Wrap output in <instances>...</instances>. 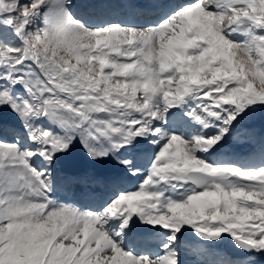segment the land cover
<instances>
[{
  "label": "snow or ice",
  "instance_id": "6c2138e0",
  "mask_svg": "<svg viewBox=\"0 0 264 264\" xmlns=\"http://www.w3.org/2000/svg\"><path fill=\"white\" fill-rule=\"evenodd\" d=\"M264 0H0V264H264Z\"/></svg>",
  "mask_w": 264,
  "mask_h": 264
},
{
  "label": "rangeland",
  "instance_id": "374dc122",
  "mask_svg": "<svg viewBox=\"0 0 264 264\" xmlns=\"http://www.w3.org/2000/svg\"><path fill=\"white\" fill-rule=\"evenodd\" d=\"M262 126H264V122H261V121H259V120H257V121L255 122V127L260 128V127H262Z\"/></svg>",
  "mask_w": 264,
  "mask_h": 264
}]
</instances>
